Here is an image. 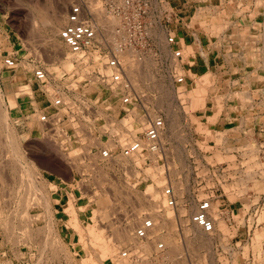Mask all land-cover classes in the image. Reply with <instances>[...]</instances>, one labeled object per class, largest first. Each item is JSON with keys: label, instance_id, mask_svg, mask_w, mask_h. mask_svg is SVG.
<instances>
[{"label": "rangeland", "instance_id": "obj_1", "mask_svg": "<svg viewBox=\"0 0 264 264\" xmlns=\"http://www.w3.org/2000/svg\"><path fill=\"white\" fill-rule=\"evenodd\" d=\"M199 1L172 0L178 19L171 28L186 47L187 82L175 85L162 75L165 68L151 65L157 75L152 104L166 116L163 152L141 159L130 174L104 169L82 175L53 137L15 123L18 109L11 100L20 82L12 84L1 66L9 54L37 55L50 65L64 58L59 32L72 0H0V264H134L119 251L131 246L152 254L160 237L169 254L151 264H246L247 227L255 218L264 220V207L256 204L264 192V131L256 129L263 117L255 106L264 85V0ZM196 6L204 8L197 16ZM58 10L64 21L52 35ZM219 16L226 27L217 32L211 22L218 25ZM155 31L164 40L160 28ZM50 42L58 44L57 51ZM90 103L91 110L83 112L88 130L104 114L95 100ZM9 131L20 146L18 157L6 145ZM172 182L182 205L169 216L179 214L182 236L172 222L156 218L165 234L137 241L133 227L141 218L128 217L165 207L162 191ZM210 197L220 219L217 232L205 234L193 221L199 202Z\"/></svg>", "mask_w": 264, "mask_h": 264}, {"label": "built area", "instance_id": "obj_2", "mask_svg": "<svg viewBox=\"0 0 264 264\" xmlns=\"http://www.w3.org/2000/svg\"><path fill=\"white\" fill-rule=\"evenodd\" d=\"M203 1L207 5L224 4V0ZM196 7V10L202 8ZM104 16L114 18L116 23L102 28L97 19ZM177 19L172 0H72L66 24L59 32L68 53L64 58L50 65L42 57L21 58L17 54H9L1 61L2 69L11 74L12 84L20 82V86H14L17 104L13 109H18L15 123L21 128H28L34 120L39 122L44 135L53 137L68 156V163L75 173L92 175L109 169L111 172L130 174L141 159L161 154L164 150L166 116L157 109L152 110V100L157 91V75L152 66L159 70V67L165 68L162 75L175 85L185 84L189 76L183 66L188 59L186 47L180 45L171 28ZM158 28L165 35L164 40L156 35ZM204 49L201 46L199 51L205 58ZM67 59L72 61L69 73L61 70ZM130 63L143 64L130 74L127 67ZM53 68L59 71L55 72ZM23 72L29 75L24 77ZM17 76L23 78L14 80ZM140 76L145 81L142 82ZM92 100L104 114L92 120V126L94 123L98 126L88 130L83 112L91 110ZM108 100L112 103L117 101L114 111H108L103 106ZM259 100L263 119L257 122L256 129L257 134L263 135L264 85ZM103 119L106 124H101ZM98 120L100 123H97ZM136 122H143V129L135 137L128 135ZM114 125L125 128L127 135L119 139L112 131ZM78 133L81 135L77 139L75 136ZM70 144L72 150L68 146ZM254 144H257L256 139ZM162 196L165 207L172 212L182 205L171 183L163 188ZM214 202L211 197L201 200L195 213L193 226L205 234L217 232L218 221L212 214ZM256 204L264 207V192ZM147 210L133 227V235L139 242L151 239L156 227L155 217ZM172 216L170 222L176 225L177 235L182 236L184 223L179 214ZM128 218H136L135 212ZM223 220L233 224L230 215H225ZM258 228L264 229V220L259 218L247 227L243 246L248 249L246 264H264V239H261L260 250L254 248ZM168 247L160 237L154 243L152 254L129 246L120 250L119 256L130 259L134 264H151L156 259L166 260Z\"/></svg>", "mask_w": 264, "mask_h": 264}, {"label": "bare ground", "instance_id": "obj_3", "mask_svg": "<svg viewBox=\"0 0 264 264\" xmlns=\"http://www.w3.org/2000/svg\"><path fill=\"white\" fill-rule=\"evenodd\" d=\"M57 5V4H56ZM62 8V7H61ZM204 10V8L202 7V8H199L198 10H196V16L199 14V13H202V11ZM206 10V9H205ZM213 11L215 10V9H212ZM214 13H219V12H217L216 10L214 11ZM218 15V14H217ZM107 16H104V18H101L100 20L99 19H97V22L100 24L99 26H101L102 28H104V27H107L106 25H113V24H115L116 23V21H115V19L114 18H106ZM54 18H55V20H56V23H55V25H53V26H51L52 27V31H51V34L52 35H54V34H56L57 32H56V30H58L59 29V26L60 25H62V22L64 21V13H63V10L61 11V10H58V11H55V13H54ZM66 18V17H65ZM219 18V23H218V25L213 21V22H211V24L212 25H214L215 27H218L217 28V32H218V30H220V29H223V28H225L226 26L224 25V24H222L223 23V19L220 21V16L218 17ZM45 22L44 23H46V20H44ZM48 21V20H47ZM54 21V20H53ZM48 24H49V22H48ZM37 27V26H36ZM241 30H243V29H241ZM48 35V34H47ZM243 35V34H242ZM51 37V36H50ZM50 37H49V39H50ZM48 38V37H47ZM53 38V37H52ZM46 39V38H45ZM47 42V41H46ZM48 43V42H47ZM52 45H53V49L55 50V51H57L58 50V47L56 46V44H54V43H52V42H50ZM49 44V43H48ZM58 45V44H57ZM68 54V53H67ZM37 56V55H36ZM37 57H39V56H37ZM67 57H69V56H67ZM99 59V58H98ZM63 69H61V70H64L65 72H70V70L72 69V61L71 60H69V59H67L65 62H63ZM128 69H129V73L131 74V73H134V67H133V65H132V63H130V64H128ZM137 69V68H136ZM53 71H59V69L58 68H53ZM7 72H9V71H7ZM23 75H24V77L26 76V75H29L28 73H26V72H23ZM22 78H23V76H22ZM16 84V83H15ZM264 84V83H263ZM183 85V84H182ZM19 86H20V84H19ZM92 98H94V97H92ZM259 99H260V96H259ZM258 99V100H259ZM25 103H27L28 104V102H25ZM117 103V101H114L113 103H112V101L111 100H108V102L105 104V105H103L104 107H105V109L106 110H108V111H114V104H116ZM260 103V101L258 102H256V109H259V108H261V110L263 111V108H262V106L260 107L258 104ZM11 104H13L12 106H14V105H16L17 104V102H16V99L15 98H13L12 100H11ZM261 104V103H260ZM9 106H10V104H9ZM26 106H28V105H26ZM30 109L32 110L33 109V107L32 106H30ZM152 110H155V108H153ZM261 111V112H262ZM3 117H4V115H3ZM8 117V116H7ZM9 118V120H10V117H8ZM0 120H1V123L2 122H4V121H2L3 120V118H2V116L0 115ZM101 120V119H100ZM100 120H98V122L97 123H100ZM101 124H106L105 123V121H104V119H103V122H101ZM8 126V125H7ZM31 126H32V132H33V134L35 133V134H37V135H41V134H44V132H43V127L41 126V124L39 123V122H36L35 120L33 121V123L31 124ZM143 127H144V124H143V122H136L135 124H134V126L132 127V129L130 130V133L128 134V135H130V136H137V134L139 133V131L141 130V129H143ZM112 131L113 132H115L116 133V135L118 136V138L119 139H122V138H124L127 134L125 133V128H122L120 125H114V127L112 128ZM7 132V131H6ZM13 133V132H12ZM6 137H7V142H6V145L8 146V147H10L11 149H12V151H14L13 153H15V155L18 157L20 154H21V151H20V146H18V144H16V140H14L15 138H13V136H11V134H10V131H9V134L8 135H6ZM219 139H222V138H219ZM222 141H223V139H222ZM3 144V143H2ZM44 145H46V147H52L53 149H55V150H57L55 147V145H53L52 143H49V142H47V144H44ZM39 146V145H38ZM58 146V145H57ZM69 147H70V150H72V146H71V144L70 145H68ZM75 146H77V143H76V145ZM39 149H41V150H43V147L42 146H39L38 147ZM45 149V148H44ZM1 150H3V149H1ZM46 150V149H45ZM44 151V150H43ZM76 151V150H75ZM61 152H63V151H61ZM77 152V151H76ZM72 153V152H71ZM70 153V154H71ZM15 156V157H16ZM16 157V158H17ZM19 163V162H18ZM22 164V163H21ZM7 165V164H6ZM11 166V165H10ZM100 174H102V172H100ZM173 186H174V188L175 189H177L176 188V183L174 184V182H172L171 183ZM177 191V190H176ZM32 195V194H31ZM23 196V195H22ZM24 196H26V194L24 195ZM23 198V197H22ZM28 198V197H27ZM162 198H163V196H162ZM24 200V199H23ZM164 200V199H163ZM153 203H155V201H152ZM164 204H165V202H164ZM145 211V209H143V210H141L140 211V214H138V216L136 215V218H139L140 217V215L143 213ZM148 212H149V214L150 215H152L153 217H155L154 219H155V221L157 220L156 218H160L161 219V221L163 220V218H164V220L165 221H170V218L172 217V216H169V212L171 211V209L170 208H167V207H161V208H157V209H155V210H151V209H149L148 208V210H147ZM192 212V211H191ZM212 214H213V209H212ZM213 217H215L216 219H217V221H218V218H219V216L217 217V215H214L213 214ZM29 219V218H28ZM220 219V218H219ZM20 222V221H19ZM48 228V227H47ZM161 227L157 224V222H156V227H155V230H154V234L151 236V239H149V240H152V239H154V238H157L158 237V233H159V235L160 236H162L163 234H165V231L164 232H161ZM39 231V230H38ZM128 233V232H127ZM128 235V234H127ZM264 235V232L263 231H256V234H255V239H254V248H255V250L257 251V250H260V247H261V237ZM24 237V236H23ZM121 237V236H120ZM119 238V237H118ZM149 240H147V241H149ZM46 241V240H45ZM145 247V246H144ZM45 248V247H44ZM54 249V248H53ZM56 249V248H55ZM54 249V250H55ZM46 250V249H45ZM146 250V249H145ZM56 251V250H55ZM41 257V256H40ZM58 257V256H57ZM58 259V258H57ZM40 260V259H39ZM130 260V259H129ZM46 264V263H45Z\"/></svg>", "mask_w": 264, "mask_h": 264}]
</instances>
